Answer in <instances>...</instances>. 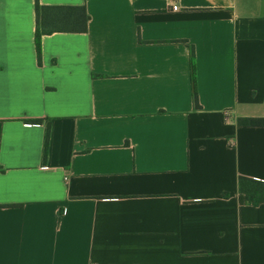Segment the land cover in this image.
<instances>
[{
    "label": "crops",
    "instance_id": "0c3cea01",
    "mask_svg": "<svg viewBox=\"0 0 264 264\" xmlns=\"http://www.w3.org/2000/svg\"><path fill=\"white\" fill-rule=\"evenodd\" d=\"M38 1L90 19L0 0V264H264V0Z\"/></svg>",
    "mask_w": 264,
    "mask_h": 264
},
{
    "label": "trees",
    "instance_id": "16d2710c",
    "mask_svg": "<svg viewBox=\"0 0 264 264\" xmlns=\"http://www.w3.org/2000/svg\"><path fill=\"white\" fill-rule=\"evenodd\" d=\"M37 31L36 45L39 59L41 57V37L45 34L55 32L83 33L88 31V22L90 16L85 6H44L37 0ZM186 42V41H183ZM191 62V80L193 90V101L195 108H200L198 89H197V72L195 61V49L189 46ZM39 122L40 120H32ZM238 124L248 127H264V117H240ZM47 155V147L46 153ZM239 189L245 195L249 204L258 205L264 203V181L248 176L239 177Z\"/></svg>",
    "mask_w": 264,
    "mask_h": 264
},
{
    "label": "built area",
    "instance_id": "2783aa9c",
    "mask_svg": "<svg viewBox=\"0 0 264 264\" xmlns=\"http://www.w3.org/2000/svg\"><path fill=\"white\" fill-rule=\"evenodd\" d=\"M173 8H174V9H177V6H176V5H173Z\"/></svg>",
    "mask_w": 264,
    "mask_h": 264
}]
</instances>
